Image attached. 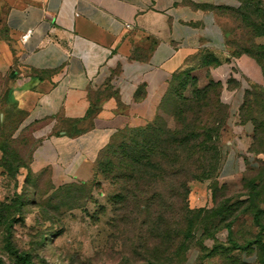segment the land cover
<instances>
[{
  "label": "rangeland",
  "instance_id": "374dc122",
  "mask_svg": "<svg viewBox=\"0 0 264 264\" xmlns=\"http://www.w3.org/2000/svg\"><path fill=\"white\" fill-rule=\"evenodd\" d=\"M219 12L224 58L212 68L191 59L190 68L175 79L160 115L171 118L174 90H182V84H188L189 95L195 82H221L228 116L226 97L236 105L231 127L222 128L217 145L221 159L226 141L234 139L241 147L240 173L222 179L219 171L216 178L191 182L189 217L175 200L170 214L161 212L162 221L145 211L141 198L142 211L136 209L129 223L117 216L114 204L122 186L112 176L106 178L98 163L87 180L58 185L51 170L32 167L35 143L23 137L25 131L15 133L21 123L12 127L0 120V257L6 264H13L8 240L29 253L33 264H264V0H229ZM3 87L0 78V90ZM245 117L250 121L244 122ZM245 123L253 126L252 133L245 132ZM147 126L127 125L115 135L116 152L105 161L107 167L114 165V173L126 160L130 143L142 141L138 132ZM248 158L257 166L251 167ZM162 193L168 201L165 190ZM187 218L194 225L191 236ZM226 225L231 226L230 236Z\"/></svg>",
  "mask_w": 264,
  "mask_h": 264
},
{
  "label": "crops",
  "instance_id": "0c3cea01",
  "mask_svg": "<svg viewBox=\"0 0 264 264\" xmlns=\"http://www.w3.org/2000/svg\"><path fill=\"white\" fill-rule=\"evenodd\" d=\"M228 2L0 0L1 122L30 126L34 170L58 185L87 180L120 129L153 121L176 72L224 58ZM240 149L226 141L222 179L240 173Z\"/></svg>",
  "mask_w": 264,
  "mask_h": 264
},
{
  "label": "trees",
  "instance_id": "16d2710c",
  "mask_svg": "<svg viewBox=\"0 0 264 264\" xmlns=\"http://www.w3.org/2000/svg\"><path fill=\"white\" fill-rule=\"evenodd\" d=\"M200 60L202 65L208 68L219 62L213 55L202 56ZM189 65L173 75L156 117L146 128L138 132V137L142 141L130 143L124 156L125 165L122 162L117 168L119 173H114V165L107 167L105 161L110 152L113 155L116 152L115 135L120 130L101 151L96 161L106 178L112 176L122 186L119 193L114 196V204L117 206V216H124L129 223L136 209L142 211L143 206L139 204L141 198L145 200V211L159 215L158 218L160 217L162 221L165 219L163 214L172 211L171 203L175 200L180 201L179 211L189 217L188 215L193 214L188 204L190 183L194 180L216 178L217 172L220 171L223 158L221 159L217 143L221 139L222 128L226 124L230 128L232 117L231 112L228 116L229 107L221 101L223 88L221 82L212 79H208L203 85L195 82L189 95H186L185 89L188 84L183 85L181 79L182 90H174L177 98L171 118L160 115L172 92L175 79L190 68ZM240 109L239 120L242 118ZM249 121L250 119L245 117L244 122ZM29 127H24V123L21 122L15 133H22ZM250 148L255 150L254 144ZM248 163L251 167L257 166L256 161ZM162 190L168 194V201H163ZM187 219L188 233L191 236L194 225L191 218ZM225 229L230 236L231 226L226 225ZM6 250L12 257L13 264H33L32 256L27 252H20L10 240L7 242ZM0 264H6L1 257Z\"/></svg>",
  "mask_w": 264,
  "mask_h": 264
},
{
  "label": "built area",
  "instance_id": "2783aa9c",
  "mask_svg": "<svg viewBox=\"0 0 264 264\" xmlns=\"http://www.w3.org/2000/svg\"><path fill=\"white\" fill-rule=\"evenodd\" d=\"M238 118H239V111H238ZM26 125H24V127H25Z\"/></svg>",
  "mask_w": 264,
  "mask_h": 264
}]
</instances>
